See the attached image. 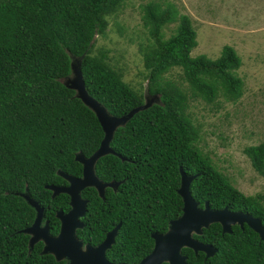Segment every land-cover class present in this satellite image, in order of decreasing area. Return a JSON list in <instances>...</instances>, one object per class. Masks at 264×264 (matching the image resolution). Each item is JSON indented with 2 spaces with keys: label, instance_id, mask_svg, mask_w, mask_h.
Wrapping results in <instances>:
<instances>
[{
  "label": "trees",
  "instance_id": "trees-1",
  "mask_svg": "<svg viewBox=\"0 0 264 264\" xmlns=\"http://www.w3.org/2000/svg\"><path fill=\"white\" fill-rule=\"evenodd\" d=\"M125 1L0 0V264H65L39 254L40 242L28 253L29 235L20 231L31 225L35 212L16 193L27 189L43 209L49 233L56 235L55 213L68 211L69 197H51L45 186L67 185L57 170L80 177L74 154L89 157L102 139L94 114L60 82L70 74V57L80 59L87 93L112 116L144 103L142 93L110 65L107 51L94 48L96 37L106 31L107 17ZM140 19L148 37L140 49L145 92L158 100L114 131L109 142L114 154L98 158L94 173L103 183L118 186L115 192L105 188L103 199L93 188L81 191L86 209L83 226L76 230L84 244L97 245L120 222L105 252L112 263L136 264L151 251V234L164 233L180 215L179 168L195 175L189 193L199 207L207 202L211 209L247 213L264 229V184L254 195L237 190L195 146L197 130L185 113L189 99L212 103L218 95L228 101L240 98L242 81L231 74L240 66L235 51L226 45L215 60L191 58L195 32L188 16L178 15L169 2L148 1ZM172 23L174 32L164 39L162 29ZM172 68L180 69L186 91L162 79ZM243 153L264 179V144L247 146ZM193 238L216 251L205 258L183 248L187 264H264V240L245 224L221 234L220 225L212 223Z\"/></svg>",
  "mask_w": 264,
  "mask_h": 264
},
{
  "label": "rangeland",
  "instance_id": "rangeland-1",
  "mask_svg": "<svg viewBox=\"0 0 264 264\" xmlns=\"http://www.w3.org/2000/svg\"><path fill=\"white\" fill-rule=\"evenodd\" d=\"M148 1H125L107 17L106 31L96 37L94 47L106 50L110 65L143 96L146 71L140 49L148 37L140 17L141 6ZM156 1L169 2L178 15L188 16L196 41L189 52L191 58L215 60L226 45L235 51L240 66L231 74L242 81L240 98L228 101L218 95L212 103L189 99L185 113L197 130L195 146L241 193H260L264 179L252 169L243 149L264 144V0ZM175 26L163 27L162 37L173 34ZM162 79L187 90L179 68L170 69Z\"/></svg>",
  "mask_w": 264,
  "mask_h": 264
},
{
  "label": "water",
  "instance_id": "water-1",
  "mask_svg": "<svg viewBox=\"0 0 264 264\" xmlns=\"http://www.w3.org/2000/svg\"><path fill=\"white\" fill-rule=\"evenodd\" d=\"M70 61V74L63 77L60 82L65 88L72 90L74 97L79 99L94 114L103 136L98 148L89 157L83 156L80 152L74 154V160L81 165L80 177H73L57 170L56 175L66 181L67 186H45V189L51 191V197L59 193L69 197L68 211L64 213L58 210L55 213L56 219L59 220L58 233L55 236L50 235L47 221L42 223L43 209L37 201L29 196L26 188L23 193H16V195L24 199L26 204L34 210L35 215L31 225L20 232L29 235L28 253L36 242H42L43 247L39 254L51 255L56 262L65 261V264H124L112 263L105 257L106 250L114 243L120 222L109 230L97 245L83 244L82 240L77 238L76 230L82 227L80 218L83 217L86 209V200L81 197V191L85 188H93L101 199H103L105 188H110L115 192L118 183H103L99 180L94 173V164L98 158L114 154L109 147V142L116 128L124 126L133 113L156 102L158 96H150L146 92L143 96V100H145L142 106L130 110L126 115L112 116L102 104L92 98L85 90L80 71V59L71 56ZM178 171L179 185L176 193L182 202L180 215L168 222L164 233L151 234L153 247L136 264H187L186 256L181 254L183 248L190 249L194 254L201 252L205 258L213 256L216 249L212 245L201 243L193 238L194 235L199 236L202 229L207 228L212 223L220 225L221 234H229L232 225L242 227L245 224L258 235L260 240H264V229L258 218L239 211H229L226 208L211 209L207 202L199 207L189 193V184L195 175H187L181 168Z\"/></svg>",
  "mask_w": 264,
  "mask_h": 264
},
{
  "label": "flooded vegetation",
  "instance_id": "flooded-vegetation-1",
  "mask_svg": "<svg viewBox=\"0 0 264 264\" xmlns=\"http://www.w3.org/2000/svg\"><path fill=\"white\" fill-rule=\"evenodd\" d=\"M66 186H67V185H66ZM62 212H63V211H62ZM66 212H67V211H66ZM43 213H44V212H43ZM64 213H65V212H64ZM55 218H56V217H55ZM57 220H58V219H57ZM44 221H47V220L42 219V223H43ZM58 222H59V220H58ZM47 224H48V222H47ZM47 226H48V225H47ZM82 226H83V225H82ZM81 228H82V227H81ZM81 228H80V229H81ZM48 230H49V229H48ZM58 230H59V229H58ZM77 230H78V229H77ZM50 235H51V234H50ZM52 236H53V235H52ZM54 236H55V235H54ZM76 236H77V235H76ZM77 238H78V237H77ZM78 239H79V238H78ZM80 240H81V239H80ZM82 242H83V241H82ZM36 243H38V242H36ZM36 243H35V244H36ZM40 243L42 244V242H40ZM35 244H34V245H35ZM83 244H84V243H83ZM85 244H86V243H85ZM88 244H89V243H88ZM34 245H33V246H34ZM42 247H43V244H42ZM41 250H42V248H41ZM41 250H40V251H41ZM106 259H107V258H106Z\"/></svg>",
  "mask_w": 264,
  "mask_h": 264
}]
</instances>
